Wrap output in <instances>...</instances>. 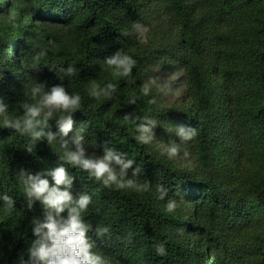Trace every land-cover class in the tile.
I'll return each instance as SVG.
<instances>
[{
  "label": "trees",
  "instance_id": "1",
  "mask_svg": "<svg viewBox=\"0 0 264 264\" xmlns=\"http://www.w3.org/2000/svg\"><path fill=\"white\" fill-rule=\"evenodd\" d=\"M134 23L150 25L155 35L148 44ZM120 50L136 61L127 77H114L104 62ZM161 61L186 71L188 101L172 111L155 91H141L149 69ZM211 69L218 92L204 106ZM35 83L62 85L81 96L65 139L81 130L87 152L99 157L107 146L125 153L135 161L129 176L138 167L139 181L152 187L106 188L87 172L63 165L59 136L51 145L33 144L1 123L0 264L29 260L31 222L44 215L39 202L27 209L18 171L49 172L61 165L75 178L73 194L92 197L84 218L110 264H264V0H0V99L10 117L22 116L23 103L33 102L25 92ZM108 83L116 86L111 98L90 94ZM152 99L157 103L150 104ZM126 115L178 119L197 130L193 140L181 143L191 168L180 167L152 143H138L136 125ZM58 116L50 121L54 133ZM160 130L158 124L154 131ZM218 154L235 165H221ZM247 160L255 168L240 183ZM157 184L168 189L164 200L157 198ZM4 195L15 202L10 210ZM171 198L179 207L169 213ZM97 225L109 234L98 237ZM160 244L164 256L157 254Z\"/></svg>",
  "mask_w": 264,
  "mask_h": 264
},
{
  "label": "clouds",
  "instance_id": "2",
  "mask_svg": "<svg viewBox=\"0 0 264 264\" xmlns=\"http://www.w3.org/2000/svg\"><path fill=\"white\" fill-rule=\"evenodd\" d=\"M133 27L138 32L146 30L139 23H134ZM44 54L41 52L36 59L38 60ZM104 62L113 68L114 77L129 76L136 65V61L124 50L117 51ZM67 71L72 73L74 69L69 67ZM115 91L116 86L108 83L105 88L94 87L90 94L97 99L102 95L111 98ZM141 91L143 95H149L150 83L142 85ZM25 95L33 102H24L23 115L18 117H10L8 115L9 106L3 99H0V118L3 119L5 128L28 135L33 144L46 140L51 145L57 141L59 136L61 138L59 142L64 149L63 156L60 157L63 165L67 163L87 172L90 178L101 182L106 188L115 186L117 189H123L127 187L136 191L151 189L150 181H139L140 169L138 167H135L129 176V170L133 169L135 161L128 159L125 153L105 146L102 156H89L85 150V138L80 134L81 130L76 132L71 141L65 139L74 129L73 114L81 106L79 94H70L62 85L48 89L45 84L35 83L26 90ZM129 103L135 104L136 100L131 99ZM149 103L156 104L157 101L152 99ZM57 114L59 116L55 123L59 132L54 133L51 131L50 121ZM124 119L136 125L138 143L148 145L157 142L169 158L178 156L180 144L193 140L197 135V130L181 126L174 130L181 143L177 144L173 141L165 144L156 139L154 131L160 121L149 117L136 116L133 118L132 115H126ZM171 131H173L172 128ZM26 151L31 154V146L27 147ZM63 165L49 172L31 173L25 169L18 171L17 178L23 185L27 209L32 210L39 202L44 212L42 219L34 218L31 222L35 239L28 249L29 260L24 261L21 258V264H110L106 256L95 250L96 243L89 235L93 228L84 218L92 204V197L87 193H82L77 198L73 194L75 178ZM47 177H51V181ZM155 193L158 199L164 200L168 196V189L157 184ZM2 200L9 210L14 206L15 202L8 195H4ZM178 207L179 204L174 198L169 199L166 204V210L169 213L174 212ZM65 212H67L66 218L63 215ZM94 231L98 237H103L109 234L110 229L97 225ZM156 251L160 256L166 255L163 244L157 245Z\"/></svg>",
  "mask_w": 264,
  "mask_h": 264
},
{
  "label": "rangeland",
  "instance_id": "3",
  "mask_svg": "<svg viewBox=\"0 0 264 264\" xmlns=\"http://www.w3.org/2000/svg\"><path fill=\"white\" fill-rule=\"evenodd\" d=\"M143 32H139V36L141 37L142 41L146 44L153 39L152 37L155 35L153 30L151 29L150 25L144 24ZM152 26L155 27L154 24ZM214 70L211 69L208 77L206 79V92L204 93L205 97L203 102L204 106L210 105V99L213 94H217L218 92V84L215 82L216 77L214 76ZM147 83H150V89L158 93L162 107L167 111H172L176 108L182 107L188 101V90L186 84V71L184 66L181 64H176L172 62H158L153 67L149 69L148 76H147ZM221 98V97H220ZM219 98V99H220ZM3 123V119L0 118V124ZM187 128L186 124L183 121L178 119H166L160 120V132H155L156 139L158 141L164 142L165 144H170L171 142H176L177 144L181 143V140L178 135L175 134V129L179 127ZM171 128L173 131H171ZM169 129V131H168ZM155 148H157L163 154V148L157 142L152 143ZM86 153L89 156H92L93 153L87 152V148L85 147ZM180 144V152L179 155L172 159L173 161L177 162V164L182 168H191V157L190 154L187 152ZM167 155V154H165ZM219 163L223 165H232L234 166L235 163L228 161L224 156L218 154ZM243 174L239 177V182H243L245 179L249 178L254 170V165H250V162L244 161L243 163ZM132 189V188H131ZM135 190V189H134ZM96 251L102 253L97 247Z\"/></svg>",
  "mask_w": 264,
  "mask_h": 264
}]
</instances>
